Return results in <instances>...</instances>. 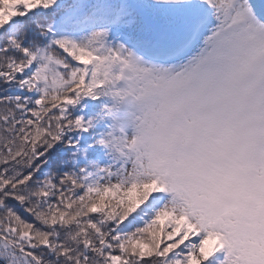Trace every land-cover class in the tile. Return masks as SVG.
I'll list each match as a JSON object with an SVG mask.
<instances>
[{"label": "snow or ice", "instance_id": "1", "mask_svg": "<svg viewBox=\"0 0 264 264\" xmlns=\"http://www.w3.org/2000/svg\"><path fill=\"white\" fill-rule=\"evenodd\" d=\"M0 264H264V0H0Z\"/></svg>", "mask_w": 264, "mask_h": 264}]
</instances>
